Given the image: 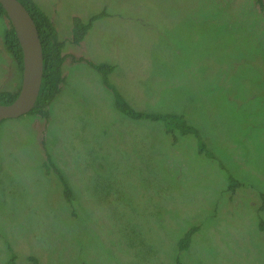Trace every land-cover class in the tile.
I'll return each mask as SVG.
<instances>
[{
    "label": "rangeland",
    "instance_id": "rangeland-1",
    "mask_svg": "<svg viewBox=\"0 0 264 264\" xmlns=\"http://www.w3.org/2000/svg\"><path fill=\"white\" fill-rule=\"evenodd\" d=\"M32 1L66 41V76L47 117L0 121V264H264V26L250 1ZM75 19H91L77 45ZM7 21L0 88L13 90Z\"/></svg>",
    "mask_w": 264,
    "mask_h": 264
},
{
    "label": "trees",
    "instance_id": "trees-1",
    "mask_svg": "<svg viewBox=\"0 0 264 264\" xmlns=\"http://www.w3.org/2000/svg\"><path fill=\"white\" fill-rule=\"evenodd\" d=\"M19 1L29 11L30 15L32 16L37 26L41 41V46H42V55H43V74H42L41 86L35 105L29 112H31V114H39L42 117L44 116L47 117V112H48L47 110L50 103H52V101L62 90L60 86V82H62L63 80L62 69L65 60V56L62 51L64 49L66 41L61 40L59 38L54 23L51 21L48 14L45 11H43L38 4H36L32 0H19ZM253 3H255L252 6L253 10L255 8L257 9V11L261 10L259 13H254V14H257L261 17L264 26V12L262 8L261 0H254ZM244 7L251 9V7H248L247 5ZM0 17L3 19L5 18L6 21L8 20L5 10L3 9L1 4H0ZM90 26H91V19H89L87 22H83L80 21L79 19H75L72 25V38H70L69 41L75 45L83 41L86 36V32L90 28ZM1 37L3 39L5 51L10 55V57L15 62V67L17 68L16 70L18 71V75H20L19 80H17L19 81V85L15 89L4 90L0 88V101L4 100L5 102L3 104H9L16 98L20 89L21 74H22V51L19 42L17 40V37L15 35L14 29L9 20L7 21L4 27L3 36ZM93 67L102 70L105 74H107L108 70L110 69V65L105 63L95 64L93 65ZM107 77L105 83L108 84L110 87L115 88L110 83L109 77L108 78ZM124 112L130 116L132 115L137 116V114L134 113V111L131 109H126L124 110ZM142 117L159 119L164 122H168V121H182L183 123L185 122L182 119V116L173 113L154 114V115H147L142 113ZM184 125L185 126L182 129V134H187L189 132H192V130L189 129L188 125H186L185 123ZM177 130L180 131V129L178 128ZM175 131L176 130H168L167 133H174ZM237 186L238 185L229 186V188L234 190ZM65 190H67V188H65ZM72 214L74 215L73 211ZM262 229L264 230V228ZM195 230L196 227H192L191 229H188L185 232V234L179 239L178 246L180 249L188 247L191 234L192 232L194 233ZM10 260H11L10 264H16L15 256H12Z\"/></svg>",
    "mask_w": 264,
    "mask_h": 264
},
{
    "label": "water",
    "instance_id": "water-1",
    "mask_svg": "<svg viewBox=\"0 0 264 264\" xmlns=\"http://www.w3.org/2000/svg\"><path fill=\"white\" fill-rule=\"evenodd\" d=\"M22 51V74L18 95L9 104H0V121L18 118L34 107L42 74L43 55L37 26L19 0H0ZM264 12V0H261Z\"/></svg>",
    "mask_w": 264,
    "mask_h": 264
},
{
    "label": "crops",
    "instance_id": "crops-1",
    "mask_svg": "<svg viewBox=\"0 0 264 264\" xmlns=\"http://www.w3.org/2000/svg\"><path fill=\"white\" fill-rule=\"evenodd\" d=\"M82 42V41H81ZM66 59V58H65ZM78 60H80L79 58L78 59H76L75 57H72V59L69 61L70 63H76L74 66H76L77 65V61ZM64 62H65V60H64ZM83 62V61H82ZM84 64H87L86 62H84ZM73 66V67H74ZM62 76L64 77V76H66V73L65 72H63L62 73Z\"/></svg>",
    "mask_w": 264,
    "mask_h": 264
},
{
    "label": "flooded vegetation",
    "instance_id": "flooded-vegetation-1",
    "mask_svg": "<svg viewBox=\"0 0 264 264\" xmlns=\"http://www.w3.org/2000/svg\"><path fill=\"white\" fill-rule=\"evenodd\" d=\"M253 1H254V0H250V4H255V3H253ZM250 4H248L247 6H248V7H251V9H252V6H250ZM240 5H241V4H240ZM245 6H246V5H245ZM260 11H261V10H258V13H259Z\"/></svg>",
    "mask_w": 264,
    "mask_h": 264
}]
</instances>
